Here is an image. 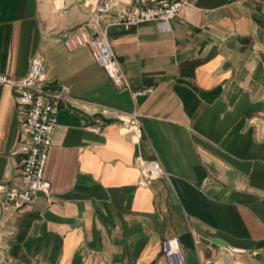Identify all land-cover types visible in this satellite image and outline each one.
<instances>
[{
    "label": "crops",
    "instance_id": "1",
    "mask_svg": "<svg viewBox=\"0 0 264 264\" xmlns=\"http://www.w3.org/2000/svg\"><path fill=\"white\" fill-rule=\"evenodd\" d=\"M90 1L0 0V73L24 77L41 53L45 88H70L49 195L3 224L0 194V264H167L174 236L188 264H264V0H187L167 29L100 17L132 87L153 89L136 98L88 46L64 44L69 29L96 32ZM101 107L137 113L142 140L116 120L90 131ZM20 127L17 93L0 86V190L20 182ZM155 154L168 177L141 187L137 161Z\"/></svg>",
    "mask_w": 264,
    "mask_h": 264
},
{
    "label": "built area",
    "instance_id": "2",
    "mask_svg": "<svg viewBox=\"0 0 264 264\" xmlns=\"http://www.w3.org/2000/svg\"><path fill=\"white\" fill-rule=\"evenodd\" d=\"M187 0H91L89 5L94 15L92 32L87 26L69 29L64 34V44L72 51L88 46L94 59L105 69L113 84L120 89H129L134 98L151 93L152 88H133L125 76L115 51L112 48L106 28L100 29V17L116 11L115 22L126 27L142 22L155 21L162 29L179 16ZM48 66L44 56L37 53L30 64L28 73L21 78L0 73V86H10L18 96L20 117V141L15 154L19 158L22 174L20 182L4 186L0 194L4 197L2 223L10 220L16 212H21L40 195H49L51 182L45 176V168L53 137L58 125L61 104L70 98V88L63 85L58 90L45 88ZM116 120L124 134H130L135 141L144 137L139 115L101 107L89 125L92 132H99L109 121ZM142 177L138 185L145 187L157 179L168 177V173L155 154L151 159L137 161ZM196 241L199 237L194 233ZM212 247V246H211ZM162 255L167 264H188L179 236L163 239ZM233 256L235 250L225 246ZM203 264H213V257L204 259Z\"/></svg>",
    "mask_w": 264,
    "mask_h": 264
}]
</instances>
